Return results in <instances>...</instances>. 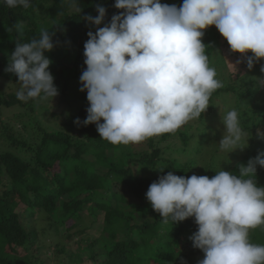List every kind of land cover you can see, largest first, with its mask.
<instances>
[{
    "label": "trees",
    "instance_id": "16d2710c",
    "mask_svg": "<svg viewBox=\"0 0 264 264\" xmlns=\"http://www.w3.org/2000/svg\"><path fill=\"white\" fill-rule=\"evenodd\" d=\"M31 3L28 9L8 8L0 3V85L2 81L19 85L18 77L6 71V67L18 39L17 34L8 29L22 21L23 42L39 38L41 30L55 32L54 48L45 53L51 61L49 71L54 76L55 86L61 90L65 109L72 97H75L72 101L75 108L62 118L59 129L50 130L35 108L38 100L22 102L16 94L0 92V110L19 106L32 114L27 121H22L20 129L13 123L0 121L4 125L0 128L4 147L0 146V264H49L41 257L43 245L52 241V236H61L64 232L68 240L81 236L74 245L84 241L85 246L74 253L67 250L69 243L67 246L56 242L59 256L56 264H181L182 259L186 264L197 263L204 254L194 248L190 240L197 231L194 218L176 225L164 224L146 199L148 188L161 175L171 171L183 176L192 168L193 159L182 163L163 157L166 149L161 145L163 141L175 139L184 144L182 153L186 155L187 146L196 139V130L191 131L192 123L175 133L149 138L140 144L112 145L100 139L95 124H83L89 107L87 92L71 94L73 82L80 81L86 70L83 53L87 33L96 31V26L89 24L85 17L98 16L96 8L103 6L107 24L122 10L114 7L115 0H79L80 15L73 11L71 0H31ZM161 3L179 7L183 0H161ZM43 4L49 5L43 8ZM42 8L44 22L39 21L37 14V9ZM203 43L211 55L227 42L211 26L205 30ZM262 62L260 60L259 65ZM226 73L230 78L229 71ZM253 86L255 88L248 87L244 92L254 102L252 115L246 120L252 125H245L251 154L244 155L240 151V158L225 157L230 161L228 171L237 175L240 165L246 166L250 159L264 152V139L257 137L258 129L264 132V90L257 84ZM231 91L237 92L235 84L223 86L212 94L210 103L220 93ZM212 109L209 107L193 122L200 120L202 122L197 123L205 125L203 120ZM22 117L26 118L24 113L17 118ZM77 119L81 122L79 125L75 123ZM199 138L202 141L203 134ZM203 171L202 176L213 177L218 172L215 160L204 166ZM250 178L264 187V168L257 166L256 176ZM119 186L121 191L117 190ZM85 211L95 220L103 214L101 237H82L96 222L83 226ZM39 213L47 223L37 228L35 219L34 224L30 220ZM118 235L123 239L115 241ZM256 235L257 232L249 235L251 243L257 239ZM84 254L88 258L84 259Z\"/></svg>",
    "mask_w": 264,
    "mask_h": 264
},
{
    "label": "clouds",
    "instance_id": "9594fccd",
    "mask_svg": "<svg viewBox=\"0 0 264 264\" xmlns=\"http://www.w3.org/2000/svg\"><path fill=\"white\" fill-rule=\"evenodd\" d=\"M0 3L32 7L31 0ZM71 7L82 12L79 0H71ZM114 7L122 11L110 23H104L103 6H97L98 16L85 17L96 31L87 33L80 76L89 103L83 124H95L100 139L112 145L175 133L207 111L212 94L223 87L203 43L209 27L215 26L232 53L247 58L249 71L264 60V0H183L179 7L161 0H115ZM8 31L18 37L6 67L18 77L16 98L52 101L59 93L45 53L54 48L55 32L41 30L39 38L23 42L22 21ZM256 83L264 86V79ZM240 116L235 108L220 116L221 151L247 146ZM257 137L264 139V132L258 129ZM257 166L264 168V152L240 165L238 175L224 169L211 178L170 171L150 185L146 199L164 224L194 218L197 231L190 240L204 254L198 264H264V245L249 239L250 230L264 225V187L250 178Z\"/></svg>",
    "mask_w": 264,
    "mask_h": 264
},
{
    "label": "rangeland",
    "instance_id": "374dc122",
    "mask_svg": "<svg viewBox=\"0 0 264 264\" xmlns=\"http://www.w3.org/2000/svg\"><path fill=\"white\" fill-rule=\"evenodd\" d=\"M44 7L46 8L47 5L49 4H43ZM43 8L37 9V14L39 17L40 22H44L46 18H43ZM215 28V26H214ZM215 31L219 33V31L215 28ZM220 34V33H219ZM226 41V40H225ZM227 42V41H226ZM248 56H251V53L247 54ZM246 57H242L239 53H232L230 50V46L228 43L220 45L219 48H217L211 55H209V62H210V67L214 68L217 73V79L222 81L223 86L225 87L226 85L228 86L229 84H235L236 91L239 93H233L232 91L229 93H220L219 95L215 96V99L212 103H210L209 107H212V110H209L206 114V117L204 118V123L205 125H199L202 121H196L193 122V120L189 121L188 123H192V129L196 130V139L193 140L188 146H187V154L184 155L182 153V150L184 149L180 141H176L175 139L169 140V141H163L161 143L162 147L164 150L166 149V152L164 151V154L162 155L165 158L168 159H177L180 162H190L191 159H193L190 163H193L192 168H189L184 177H190L191 175L195 174L198 176H202L203 174V168L206 165L211 164L212 159L215 160L217 163V171H220L222 169L228 171L230 169V161H226L225 157H238L240 158L241 152L245 154H251V145L250 143H247V146L243 149H237L238 151H234L232 153L226 152V151H221L219 148V141L222 138L224 128L223 125L221 124V117L223 116L228 110H231L235 108L237 111L240 112L241 116V123L242 126L245 128V125H252V123L249 124L247 123L246 120L252 115V107H253V101H251V98L249 99L248 96L246 95L247 88L248 87H253L255 88V84L257 81V78L264 79V73H261L260 67L264 65V60L260 64V61L258 63L254 64V67L251 71L247 69V64H246ZM236 65L237 70L229 64V62ZM237 61H242L241 63L237 64ZM256 65H259L258 67ZM258 70L260 71L258 73ZM229 71L230 73V78L228 76ZM251 82V83H250ZM253 83V84H252ZM19 85L11 84V83H6L5 81H2L0 85V92L3 95L7 94H16V91L18 90ZM81 88V84L79 80H76L73 82V88L71 89V94H79ZM262 90H264V86H261ZM58 95L51 101V98L45 101H37L35 108L37 109V112L39 114V117L43 119V122L45 125L50 129V130H57L62 126V118L71 110L74 104L73 100L75 97H72L73 100L68 103L67 109H65L64 102H62V97H61V90L58 89ZM77 99V98H76ZM250 100V101H248ZM76 106H78L79 102L75 100ZM27 109L20 108L19 106H15L13 108H3L0 111V121L3 123H13L17 128H21L23 126L22 121H27L29 118L32 117V114L29 113L28 111H25ZM24 113L26 118L22 117L17 118L18 114ZM29 117V118H28ZM197 120V119H195ZM199 122V124L197 123ZM0 128H2L4 125L1 124L0 122ZM198 127V128H197ZM184 128V126L182 127ZM197 128V129H196ZM203 134L202 141H199V137ZM208 141H212L209 143ZM1 138H0V146L1 145ZM4 148V147H3ZM178 151V152H177ZM119 154L121 152L119 151ZM237 154V156H236ZM189 155H193L194 157H189ZM243 155V156H244ZM216 156V157H214ZM236 160V158H233ZM118 191H121V187L119 186L117 188ZM87 214L85 217V220H83V226L86 225H91L93 221H96L93 228L85 235L86 238L88 236H93V237H101L103 234L102 228H103V214H100L99 220L94 219L93 216L88 215L89 212L85 211ZM42 214H38L36 217H33L30 221H34L35 219V224H37L38 227H43L46 225V220L44 219V216ZM33 223V222H32ZM34 224V223H33ZM257 232V239L253 241L252 243L254 244H264L263 240L264 239V225L259 226L255 229L250 230L249 235L252 233ZM64 232L63 235H57L52 236L53 240L48 241L44 243V248L43 251L41 252V257L47 261L49 264H56L59 261V256L56 255L57 253V247H56V242H63L65 245L68 246V243L70 246L67 249L69 252H79L77 248L85 246V242H81L79 245L75 244L74 242L77 240V238L81 239V236L78 237H73L70 240H68L65 237ZM106 236V234L104 233ZM107 237V236H106ZM123 237L121 235H118L115 241H120L122 240ZM154 241H152L153 243ZM76 249V250H75ZM61 257V256H60ZM84 259L88 258L87 254H84L82 256ZM204 256H200L198 262L200 259H203ZM180 259V256L178 257L177 260ZM193 263V264H198ZM187 262L182 259L181 264H186Z\"/></svg>",
    "mask_w": 264,
    "mask_h": 264
}]
</instances>
